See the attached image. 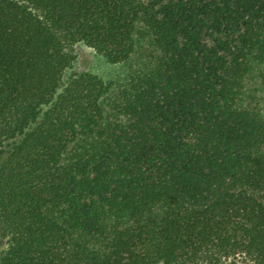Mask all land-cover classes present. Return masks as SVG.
I'll return each instance as SVG.
<instances>
[{"label":"trees","instance_id":"1","mask_svg":"<svg viewBox=\"0 0 264 264\" xmlns=\"http://www.w3.org/2000/svg\"><path fill=\"white\" fill-rule=\"evenodd\" d=\"M0 240V264H264V0H0Z\"/></svg>","mask_w":264,"mask_h":264},{"label":"rangeland","instance_id":"2","mask_svg":"<svg viewBox=\"0 0 264 264\" xmlns=\"http://www.w3.org/2000/svg\"><path fill=\"white\" fill-rule=\"evenodd\" d=\"M75 52L77 55L75 70L88 71L105 80L115 81L116 83H122L127 77L128 64L126 63H109L102 55L96 53L83 43L76 45ZM6 247L5 241L0 240V260ZM236 264L241 263L237 262Z\"/></svg>","mask_w":264,"mask_h":264}]
</instances>
